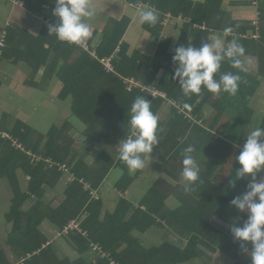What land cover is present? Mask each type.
Wrapping results in <instances>:
<instances>
[{"label": "trees", "instance_id": "trees-1", "mask_svg": "<svg viewBox=\"0 0 264 264\" xmlns=\"http://www.w3.org/2000/svg\"><path fill=\"white\" fill-rule=\"evenodd\" d=\"M49 1H42L48 5L46 10H42V3L33 0H28V7L54 23L55 17L51 14L54 0ZM143 1L160 12L154 26L143 25L147 33L159 39L152 57L129 54L128 46L120 43L129 22L123 19L104 34L96 48L98 57H108L121 44L114 61V74L105 73L96 60L76 46L49 36L47 28L44 41L38 46L43 49L46 43L48 49L42 51L44 59L37 65L47 62L51 51L47 73L57 74L63 86L62 97L71 98L72 116L85 126L84 134L97 143L107 144L112 139L119 142L127 135L129 109L136 96L149 99L155 114L164 101H172L178 108L173 106L168 119L158 122L159 143L153 150L164 165L176 159L181 165L182 149L194 144L197 160L202 157L211 159L201 173L202 182L196 185L195 191L185 193L172 188L164 180H157L141 202L132 205L124 194L135 177H130V170L119 158L115 160L103 149L96 162L89 166L73 152L74 142L65 136V126L38 135L22 123H16L8 130L9 135L0 139V178L6 179L12 189L9 211L5 216L11 225L6 243L19 253L24 264H110L112 261L117 264H208L206 251L219 253L230 264H250V257L241 251L229 231L235 221L247 218L245 212L238 213L229 205L234 196L245 191L247 181H237L235 188L228 185L239 167L236 162L224 186H216L214 180L232 150L231 135L238 132L243 135L252 128L253 108L250 103L264 83V0H256L253 20H233L223 11V0H206L204 3ZM165 15L182 20L176 47L187 46L190 42L199 46L202 40L208 42L214 34L223 35L225 27H232V33L225 40L235 39L243 45L242 65L235 68L225 60L217 78L220 73L238 74L240 83L235 96L227 93L216 96L204 89L199 95L183 96L177 81L172 79L174 50L170 48V40L161 37ZM245 64L252 68V77L244 73ZM120 77L134 78L144 86H153L163 92L167 100H152L150 95L136 88L127 91ZM184 103L190 107L185 109ZM228 106L235 111L229 133L226 139L216 137L213 130ZM179 109L183 112L179 113ZM186 114L195 116L201 124L185 118ZM260 127H264V118ZM32 156L38 161L34 162ZM114 168L122 171L114 186L121 196L112 210H105V202L98 193ZM19 171L27 178L23 183ZM68 172L70 182L63 186L59 199L53 203L47 199L49 190H56ZM263 174H258L257 179ZM171 196L179 203L173 210L166 207ZM45 198L49 201L46 202ZM214 218L224 222L225 226L216 223ZM44 222L54 231L63 230L71 222L78 225L80 232L65 236L78 254L76 260L57 259L50 241L45 246L48 239L40 229ZM163 231L166 236L159 238L158 234ZM168 234L176 235L181 241L167 240ZM147 236L150 239H146ZM152 240L159 243L151 244ZM94 246L97 251L93 250Z\"/></svg>", "mask_w": 264, "mask_h": 264}, {"label": "crops", "instance_id": "crops-1", "mask_svg": "<svg viewBox=\"0 0 264 264\" xmlns=\"http://www.w3.org/2000/svg\"><path fill=\"white\" fill-rule=\"evenodd\" d=\"M16 1L23 2L24 7L19 8L16 6V4H14ZM33 1L34 3L41 4L42 1L47 0ZM191 1L193 3H204L206 0ZM91 2L95 8L96 15L89 21L93 35L87 43L96 49L101 43L104 34L108 32L116 22L127 19L129 21L128 26L120 43H124L128 46L129 54L137 53L146 57H152L154 55L158 47L159 39L152 37L143 29V25L140 24L137 15L138 9L147 7V3L145 4L142 0H91ZM256 4V0H253L251 4L250 0H223L222 9L233 20H253L255 19ZM136 5L138 6L134 7ZM47 7L48 5L42 3V10H46ZM247 11H249V14L246 13ZM52 23L53 22L45 19L41 13L32 12L28 7V0H0V38L2 35H5V40L7 42V50L2 58H0V139L6 138L9 135L8 130L16 123H22L27 128L31 129L34 134L38 135H46L51 128L60 129L65 126V136L74 142L72 146L73 152L88 165L94 164V158H97L98 153L103 149L106 150L112 158L117 160V145L119 142L113 139L107 144L95 142L84 134L85 126L72 116L70 110L71 98L62 97L63 86L57 74L49 75L47 73L48 66L51 62V51L49 52L48 61L40 66L37 65L38 61L40 62L44 59L45 55L42 54V51L48 49L46 43L42 47L43 49H40L38 45L41 41H44L45 36L43 35L45 30L47 26ZM180 28L181 21L175 18H171L163 23L161 37L170 40V48L172 51L179 41L181 35ZM210 39L211 37L209 40ZM73 46L79 48L78 45ZM39 55L41 56L38 57ZM243 68L245 74L251 72L246 64ZM261 86L262 88L260 87L257 90L250 103L251 107L253 100L257 96L264 100V83H262ZM258 91L262 92L259 93ZM172 103V101H164V104L157 113L159 123L168 119L167 117L170 115L171 109L173 108ZM252 108L251 131L255 127H260L261 121L264 118L263 110L256 107ZM234 114L235 111L229 106L224 110L222 117L218 120L213 130L216 137H226L233 122ZM189 115L191 116V114ZM72 117L78 124L72 122ZM185 118L191 119L194 122H199L195 116L188 117L187 114ZM199 124L201 123L199 122ZM247 134L246 132L241 135V133L238 132L237 134L234 133L231 135L229 142L232 144V150L223 167L215 177L214 183L216 186H224L226 184L235 164L234 157L239 153L237 145L242 146ZM105 145L109 146L105 147ZM200 159L201 160L198 159V162L201 163L202 173L208 167L211 159L208 157H202ZM178 162V159L175 161L171 160L170 164L164 165L159 161L158 154L153 150L150 154V159H146L145 161L144 169L129 172L130 177L134 176L135 179L126 190L124 198L130 204L138 205L148 190L145 191L141 200L130 199L127 192L136 182L140 181L154 168L159 169L160 176H157L150 185V188L157 180H164L165 183L172 188L183 191V182L180 180L179 176L182 166ZM65 174L66 176L59 182L56 190H49V198L47 197V199L53 200V203L57 202L59 199L58 197L60 196L63 186L70 182L69 172ZM121 175L122 171L114 168L109 172L102 183L98 194L105 202V210H112L117 199L121 196L114 187ZM18 176L21 183L27 179L22 176L20 171L18 172ZM110 177L113 178L111 182H109ZM11 198L12 189L8 181L0 178V205H7L6 211L0 214V219H2L0 224L3 226V235L0 237V257H2L0 258V264H24V259L18 257L19 253L6 243L7 237L10 234L11 225L6 221L5 216L9 211ZM47 199L45 198L46 202L49 201ZM178 205V201L173 196L166 201V207L168 209L173 210L177 208ZM245 213L247 214L246 211ZM214 221L225 226L224 222L216 218H214ZM234 224L240 225L242 221H235ZM40 229L48 239L45 246H48L50 241V245H52L54 249V256L57 259L73 261L78 258V254L74 250L71 241L67 240L66 237L54 238L57 231H54L50 224L44 222ZM164 233V231L159 233L158 237H165L166 234L164 235ZM167 237V240L173 243H179L181 241L180 238L174 234H168ZM146 239H150L149 236H147ZM144 243H142V245H144ZM206 253L208 264H222L223 261H225L220 257L219 253H212L210 251H206ZM209 258L211 262H209Z\"/></svg>", "mask_w": 264, "mask_h": 264}, {"label": "clouds", "instance_id": "clouds-1", "mask_svg": "<svg viewBox=\"0 0 264 264\" xmlns=\"http://www.w3.org/2000/svg\"><path fill=\"white\" fill-rule=\"evenodd\" d=\"M54 5L51 14L55 22L47 26L48 35L55 36L59 42L85 46L93 35L89 21L96 15L91 0H54ZM137 15L141 25L154 26L160 12L153 6H147L140 8ZM232 31V27H225L223 35L214 34L210 42L202 40L199 46L181 44L174 49L171 57L175 66L172 79L177 81L183 96L199 95L202 89L216 96L221 93L237 94L238 74L220 73L217 78L225 60L235 68L242 65L243 45L235 39L225 40ZM183 107L188 109L190 106L184 103ZM129 115L127 135L119 140L117 151L118 158L126 167L137 171L145 168L146 159H150V154L159 143V117L152 111V102L145 96L134 98ZM237 147L239 153L234 159L239 167L228 185L235 188L236 182L241 179L247 183L245 191L234 196L229 205L238 213L246 211L247 218L240 225H231L229 231L241 251L250 257V264H264V175L257 179L258 174L264 173V127H255L246 135L242 146ZM196 151V146L189 144L180 153L182 167L179 176L185 193L195 191L196 185L202 182V166L194 156Z\"/></svg>", "mask_w": 264, "mask_h": 264}, {"label": "built area", "instance_id": "built-area-1", "mask_svg": "<svg viewBox=\"0 0 264 264\" xmlns=\"http://www.w3.org/2000/svg\"><path fill=\"white\" fill-rule=\"evenodd\" d=\"M14 4H16V6H18L19 8H23L24 7V3L21 1H16L14 2ZM171 19L170 15H165L164 16V21H167ZM179 21H182L180 17L177 18ZM162 23V24H163ZM253 24H256V21H253ZM202 29V28H201ZM70 45V44H69ZM7 48V43L5 40V35H2L0 38V57L2 56L3 52L5 51V49ZM80 50L82 52L87 53L92 59L96 60L103 68V70L105 71V73H111L114 74L115 73V69H114V61L117 59L118 54L120 52V46H117L116 49L114 50V52L108 56V57H98L97 53H96V49L94 47H92L89 43H86L85 46L81 47L79 46ZM120 79L122 80V83L125 86V89L127 91H131L132 89L136 88L139 89L142 93H146L148 95H150V97L152 98V100L161 98L163 100H167L166 95L157 90L155 87L153 86H144L142 85L140 82L136 81L134 78H124V77H120ZM170 102V101H169ZM173 106H175L174 103H172ZM176 108H178L176 106ZM180 113L183 112L181 109H179ZM187 117V114L185 115ZM188 117H191L188 114ZM15 145V143H14ZM18 149H22L21 146L17 145L16 146ZM32 160L34 162L38 161V159H36L35 157L32 156ZM80 232V229L78 227V225L75 222H71L69 223L66 227L63 228V230L61 231H57L56 232V237H65L67 236L69 233L71 232ZM93 250L95 251L97 249V247H92ZM97 251V250H96ZM110 264H117L114 261H112Z\"/></svg>", "mask_w": 264, "mask_h": 264}, {"label": "rangeland", "instance_id": "rangeland-1", "mask_svg": "<svg viewBox=\"0 0 264 264\" xmlns=\"http://www.w3.org/2000/svg\"><path fill=\"white\" fill-rule=\"evenodd\" d=\"M253 2V0H250V4ZM255 4V3H254ZM138 5L134 6L137 7ZM253 8V7H252ZM140 9V8H139ZM138 9V10H139ZM254 9V8H253ZM247 14H249V11L246 12ZM253 15H254V11H253ZM255 17V16H254ZM248 69L251 71L249 74L246 73V75H248L249 77H252V68L248 67ZM262 88V86H261ZM259 92V91H258ZM262 92V91H261ZM259 92V93H261ZM252 107H256V108H260V110L264 111V100L260 97H256L253 100V104ZM73 118V117H72ZM72 122H74L75 124H78L77 122H75V119H72ZM158 154V153H157ZM95 157V156H94ZM93 162H96V158H94ZM92 166V165H89ZM157 176H160V172L159 169H152V171L148 174H146V176H144L140 181L136 182L131 188L130 190L127 192L128 196L130 199L132 200H141L142 196L144 195L146 190L150 189V185L154 182V180L157 178ZM112 177L109 178V182L112 181ZM106 186V185H105ZM49 198V196H47ZM51 198V196H50ZM7 209V205L6 204H1L0 205V214L4 213ZM0 222H2V219H0ZM2 230H3V226L0 224V237L3 235L2 234ZM55 239H58L56 236L54 237ZM60 238V237H59ZM151 244H158L159 241L157 240H152L150 242ZM222 264H229V262L227 261V259L225 261H223Z\"/></svg>", "mask_w": 264, "mask_h": 264}]
</instances>
